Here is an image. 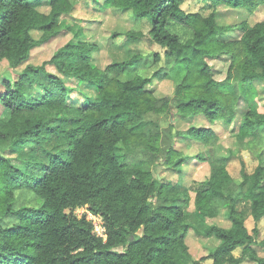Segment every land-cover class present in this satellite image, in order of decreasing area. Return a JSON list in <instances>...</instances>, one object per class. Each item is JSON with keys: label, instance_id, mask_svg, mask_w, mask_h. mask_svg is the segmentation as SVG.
I'll use <instances>...</instances> for the list:
<instances>
[{"label": "trees", "instance_id": "trees-1", "mask_svg": "<svg viewBox=\"0 0 264 264\" xmlns=\"http://www.w3.org/2000/svg\"><path fill=\"white\" fill-rule=\"evenodd\" d=\"M183 1L104 0L101 12L149 21L152 39L165 49L153 76L123 81L121 73L139 57L105 69L94 64L100 45L68 20L75 0H0V61L12 68L62 31L73 35L50 60L4 80L0 142L12 155L0 154V264H264L259 229L250 233L243 218L244 203L254 221L264 218V164L235 180L230 157L215 154L220 138L212 127L236 119L243 96L232 80L252 93L254 82L264 81V21L248 20L264 0H212L207 17L186 12ZM122 35L143 33L113 38ZM216 60L228 64L223 80L211 65ZM65 78L93 86L95 94L73 102ZM155 80L174 82L173 93L159 94ZM166 113L188 124H171L177 130L168 150L148 119ZM259 127L264 113L250 110L240 121L245 135ZM131 153L142 158L130 161ZM193 159L207 163L208 172L187 182L183 168ZM154 161L176 180L144 169ZM193 200L196 223L188 222ZM79 208L103 218L104 236L87 215H77ZM192 232L218 243L202 256L201 245L189 241Z\"/></svg>", "mask_w": 264, "mask_h": 264}, {"label": "rangeland", "instance_id": "rangeland-1", "mask_svg": "<svg viewBox=\"0 0 264 264\" xmlns=\"http://www.w3.org/2000/svg\"><path fill=\"white\" fill-rule=\"evenodd\" d=\"M77 2L76 8L72 15L74 18H68L69 22L78 23L89 34V38L92 41L97 42L100 46L93 54L92 62L99 66L101 69H105L107 65L115 62H123L132 59L135 55L139 57V60L134 66L126 67L120 75V79L123 81L132 80L135 76L141 75L143 77H151L153 74L164 66V52L165 49L159 44L155 43L151 35V25L149 21L143 19L136 23L132 22L127 14H113L108 10L107 13L99 11L102 9L104 0H99L101 6L95 3L93 0H75ZM212 0H184L182 7L189 13H200L207 17L212 11ZM45 8V7H44ZM232 20V19H231ZM248 20L251 24L264 21V7L258 9L253 15H248ZM130 30L142 32L143 36L136 39H131L126 35L113 38V33L118 32L126 34ZM33 36L39 39L41 34L39 32H33ZM73 38L70 32L62 31L57 36L53 37L46 43L33 49L29 61L24 64L12 68L8 62L0 61V93L4 91V80H15L23 73L29 65L39 66L44 62L51 59L53 54L67 42ZM161 57V58H160ZM160 58V59H159ZM211 65L214 66L216 72V79L223 80L227 69V63L221 60L212 61ZM47 69L56 73V69L48 65ZM220 70V71H219ZM68 85L72 90L71 100L76 103H81L89 96L95 94V88L87 83H80L77 80H69L65 78ZM155 86L159 94H172L175 88V83L171 80H155ZM230 86L232 90L237 94L243 96L236 107V119L235 120H223L213 124V129L217 132L220 140L215 147V154L217 156L230 157L227 168L230 175L237 181L243 180V173L252 174L256 168L264 164V127H259L258 131L254 135H245L240 128V121L244 114L250 110L264 113V81L257 80L253 84L255 93L246 88L239 79L231 81ZM1 111V109H0ZM1 114V113H0ZM148 119L157 125H159L162 139L161 146L165 150H168L173 142L176 134V128H184L188 124L186 122H176L173 113L155 114L148 116ZM202 124H209L204 120ZM171 124H176V128H173ZM210 125V124H209ZM0 154L4 156L12 155L9 151L8 142H0ZM142 158L139 153H131L129 160L137 161ZM156 162L148 163L144 166V169L153 171L157 176L165 178H172L176 180L177 176H173L169 171L165 169L154 168ZM183 174L186 176L185 180L190 182L194 179H202L208 172L207 163L198 164L194 159L190 164L183 168ZM161 173H160V172ZM194 197V194H192ZM244 213L243 218L245 225L253 233L254 228L259 229V235L256 239L264 241V218L259 221H254L250 206L246 203L243 204ZM196 210L194 200L191 202L188 209L189 219L188 222L196 223L194 212ZM77 215H87V217L93 221L95 230L98 235L104 236V220L99 215H93L89 213L85 208H79L76 211ZM221 224H225L221 222ZM143 230H140L138 234H142ZM192 244H199L201 247L198 249L201 251V255H207L208 251L215 248L218 241L208 238H200L191 233L190 240ZM260 244V243H259ZM257 252L260 256L264 257L263 245L257 246ZM243 249L238 247L234 250V255L240 257ZM202 264H213L212 259L204 261ZM243 264H253L246 260Z\"/></svg>", "mask_w": 264, "mask_h": 264}]
</instances>
